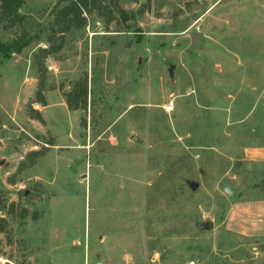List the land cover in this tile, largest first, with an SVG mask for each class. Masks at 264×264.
Returning <instances> with one entry per match:
<instances>
[{
  "label": "rangeland",
  "instance_id": "obj_1",
  "mask_svg": "<svg viewBox=\"0 0 264 264\" xmlns=\"http://www.w3.org/2000/svg\"><path fill=\"white\" fill-rule=\"evenodd\" d=\"M98 2L0 21V264H264V0Z\"/></svg>",
  "mask_w": 264,
  "mask_h": 264
},
{
  "label": "trees",
  "instance_id": "obj_2",
  "mask_svg": "<svg viewBox=\"0 0 264 264\" xmlns=\"http://www.w3.org/2000/svg\"><path fill=\"white\" fill-rule=\"evenodd\" d=\"M99 0H67L63 6L57 9V17L60 19L62 24L60 25V31L64 32L72 26H83L87 22V18L84 13H92V11L97 8L99 9ZM25 0H0V21L8 19L11 24L22 23L23 16L20 14L21 6L24 4ZM120 12L124 15L125 11L122 9ZM31 37L27 32H23L14 39L3 41L0 40V56L8 57L14 52L21 51L29 42ZM82 93H86V90L78 88L74 93L75 96H80ZM41 98L44 100V96L40 94ZM73 95H69L68 103L74 104ZM42 100V101H43ZM44 102V101H43Z\"/></svg>",
  "mask_w": 264,
  "mask_h": 264
},
{
  "label": "water",
  "instance_id": "obj_3",
  "mask_svg": "<svg viewBox=\"0 0 264 264\" xmlns=\"http://www.w3.org/2000/svg\"><path fill=\"white\" fill-rule=\"evenodd\" d=\"M189 184H190V186H191V188L193 190H196L199 187L200 182L198 180H193V181H190ZM206 225H207L208 228L211 227V224L210 223H207Z\"/></svg>",
  "mask_w": 264,
  "mask_h": 264
},
{
  "label": "crops",
  "instance_id": "obj_4",
  "mask_svg": "<svg viewBox=\"0 0 264 264\" xmlns=\"http://www.w3.org/2000/svg\"><path fill=\"white\" fill-rule=\"evenodd\" d=\"M263 152H264V147H263ZM74 261H75V259H73V258L66 259L64 261L58 260V263L57 264H76V261L75 262ZM84 264H87V263L84 262Z\"/></svg>",
  "mask_w": 264,
  "mask_h": 264
}]
</instances>
